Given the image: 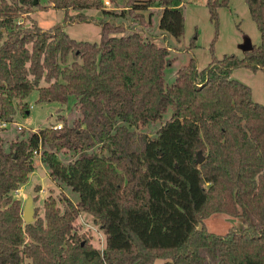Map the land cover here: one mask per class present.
I'll return each instance as SVG.
<instances>
[{
	"label": "trees",
	"instance_id": "trees-1",
	"mask_svg": "<svg viewBox=\"0 0 264 264\" xmlns=\"http://www.w3.org/2000/svg\"><path fill=\"white\" fill-rule=\"evenodd\" d=\"M42 1L0 0V119L25 114L33 89L37 102L74 97L78 114L57 116L60 128L55 121L22 131L8 149L0 135V264H264V102L231 77L236 67L264 70V0H245L258 44L243 55L213 51L201 68L190 57L172 83L164 81L169 47L139 30L104 20L95 42L72 37L60 23L44 30L18 18L35 7L63 8L66 16L87 7L133 13L144 23L135 12L156 6L159 28L179 40L182 0H125L120 11L105 0ZM207 4L216 40L218 7L229 0ZM197 38L198 30L189 46ZM170 105V118L154 133L141 130ZM38 149L62 191L44 199L42 216L24 222L14 193L35 168ZM80 211L103 229L102 250L78 232ZM217 212L243 223L211 231L204 220Z\"/></svg>",
	"mask_w": 264,
	"mask_h": 264
},
{
	"label": "rangeland",
	"instance_id": "rangeland-1",
	"mask_svg": "<svg viewBox=\"0 0 264 264\" xmlns=\"http://www.w3.org/2000/svg\"><path fill=\"white\" fill-rule=\"evenodd\" d=\"M47 3L46 0L42 1ZM208 0H182L181 9L185 14L184 32L179 40H176L168 32H164L159 28L160 10L156 6L147 7V9L138 10L135 13H142L144 23L140 22V18L134 16L133 13L120 15L103 12L98 8H70L67 16L63 8L57 9L52 6L35 7L30 13L22 14L18 18L24 24H30L35 21L42 29H49L52 25L60 23L63 28L72 37L76 39H86L97 41L100 38V24L104 20L123 24L126 30L136 29L146 35H150L158 44H164L169 47V57L171 61L164 70V81L172 83L175 71L182 67L190 57H195L198 66L204 67L212 59V53L218 57L224 54L236 52L243 55L244 47L249 44H258L260 42V32H258L255 22L249 14L248 6L245 0H229L228 6H219V33L216 35L215 24L211 19V14L207 4ZM125 0H118L117 4L113 1L106 5L111 9L120 11L124 7ZM78 13L84 17L77 18ZM76 15V16H75ZM198 30V38L195 46H189V42ZM231 77L248 84L252 88V98L256 101L264 102V70H252L247 67L234 68ZM40 84H44L41 81ZM37 90L33 89L26 98L29 103V112L22 114L19 109L13 117V123L9 122L7 127L0 126V135L4 137V147L8 149V143L17 135H22V131L30 129H38L46 127L51 122L57 121L63 124L62 120H57V116H67L72 121L78 114L75 98L70 97L69 103H61L59 101L37 102ZM173 106L170 105L162 114V118L151 121L141 130L154 133L157 128L162 125L172 112ZM17 122L24 126L19 128ZM41 154L36 153L34 157L35 168L30 174L28 180L22 184L14 193L15 197L20 198L21 210L23 212L25 200L33 197V205L35 206V217L44 214L43 201L49 194L59 197L62 188L59 187L51 178L48 171L41 162ZM35 185H39V190ZM64 193L77 197V192L70 187H63ZM57 204L61 207L60 201ZM239 216H233L226 212H217L208 215L204 224L211 230L219 234H223L230 227L242 225ZM78 232L84 236H88L94 246L103 249L105 246V235L103 229L92 220L90 213L80 211L75 219ZM202 225V224H201ZM25 239L29 238L25 235Z\"/></svg>",
	"mask_w": 264,
	"mask_h": 264
},
{
	"label": "water",
	"instance_id": "water-1",
	"mask_svg": "<svg viewBox=\"0 0 264 264\" xmlns=\"http://www.w3.org/2000/svg\"><path fill=\"white\" fill-rule=\"evenodd\" d=\"M34 2H37V0H34ZM251 46V44L248 43L247 46L244 47L245 50H248V48ZM29 110H27L26 113H28ZM203 156L200 154L198 161L201 162L203 160ZM24 208L22 212V217L24 222H32L35 219V206L33 205V197L29 196L25 202H24Z\"/></svg>",
	"mask_w": 264,
	"mask_h": 264
},
{
	"label": "built area",
	"instance_id": "built-area-1",
	"mask_svg": "<svg viewBox=\"0 0 264 264\" xmlns=\"http://www.w3.org/2000/svg\"><path fill=\"white\" fill-rule=\"evenodd\" d=\"M104 3H105V5H108V4H110V0H105L104 1ZM108 7V6H107ZM14 120V119H13ZM9 122H11V123H13V121H7V120H2V119H0V126L1 127H7L8 125H9ZM17 125H18V127L19 128H22V126H24L22 123H20V122H17ZM62 126V124L61 123H58V122H56L55 124H54V127L55 128H60ZM34 130H36V129H34ZM36 153H39V149L36 151ZM40 154V153H39ZM41 156V155H40Z\"/></svg>",
	"mask_w": 264,
	"mask_h": 264
},
{
	"label": "crops",
	"instance_id": "crops-1",
	"mask_svg": "<svg viewBox=\"0 0 264 264\" xmlns=\"http://www.w3.org/2000/svg\"><path fill=\"white\" fill-rule=\"evenodd\" d=\"M234 70V69H233ZM233 70H232V72H233ZM232 74V73H231Z\"/></svg>",
	"mask_w": 264,
	"mask_h": 264
}]
</instances>
